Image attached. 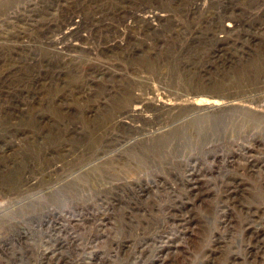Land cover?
<instances>
[{"label":"rangeland","instance_id":"rangeland-1","mask_svg":"<svg viewBox=\"0 0 264 264\" xmlns=\"http://www.w3.org/2000/svg\"><path fill=\"white\" fill-rule=\"evenodd\" d=\"M173 2L145 0L150 11ZM141 4L0 0V91L40 90L16 127L0 126V166L17 162L0 174V264H59L48 261L59 248L71 264H264V24H247L233 60L219 62L223 24L166 12L150 26L132 18ZM106 16L101 37L61 52L72 23ZM218 98L227 110H205ZM36 114L45 123H31ZM33 179V190L6 195ZM66 181L75 202L48 194Z\"/></svg>","mask_w":264,"mask_h":264},{"label":"bare ground","instance_id":"bare-ground-1","mask_svg":"<svg viewBox=\"0 0 264 264\" xmlns=\"http://www.w3.org/2000/svg\"><path fill=\"white\" fill-rule=\"evenodd\" d=\"M84 1V0H83ZM142 1V9L140 11H142L141 13L143 14V17L134 15L132 16V18H134L135 21H147V23H151L149 24L150 26H154V22H161L164 21L163 19L166 18L165 15H163L162 13H174L178 16L181 17H185L188 19H191V21H189V23L191 24H202L203 27L205 26H209V25H216V24H223L221 25L220 29L218 30L219 32H221L222 34H225V39L223 40V44L220 46V48H218L217 52L214 53L213 55V59L214 60H218L219 62H221L222 60V56L223 59L227 60L228 62L233 60L232 56H231V52H232V48H228L231 45H236L239 43V41H242V37L243 39L245 38L243 35L246 34V30L245 27L248 26L247 24H256L255 21H258L259 19L260 24H264V10L261 12V8L264 6V0H174V2L172 4H170L169 6L165 7L164 5H155L156 8L155 11H150V8H152L150 5L145 3V0H141ZM247 3V5L249 6L248 11L244 12L240 6L241 3ZM244 5V4H243ZM103 7V6H102ZM101 7V8H102ZM167 8V10H166ZM82 10H85V8H83ZM104 10V9H103ZM111 12V11H110ZM80 13V12H79ZM109 13V12H108ZM114 13V12H113ZM202 13V14H200ZM87 14V13H86ZM180 14V15H179ZM200 14V15H199ZM222 16V20L220 21L218 19V17ZM200 18H198V17ZM98 17V16H96ZM141 17V18H139ZM95 18V17H94ZM107 16L105 17L104 20L101 19H89V18H85L83 21H78L76 24L72 23L71 25H73V28L70 29L68 31V33L65 34V36H63V38L60 40L59 45L62 47L61 48V52L67 51L70 52L71 49L68 48V45H73L72 43L74 42L73 40H79L82 39L83 42H90L89 38L86 37V33H90V37H92L93 39H96V37L99 38V36L102 33L103 29H108V22L107 24L106 20ZM219 20V21H218ZM101 22V23H100ZM254 22V23H253ZM136 23V22H135ZM167 23V22H165ZM164 24V23H163ZM142 25V24H140ZM253 26V25H252ZM142 27V26H141ZM156 27V26H155ZM263 27V26H262ZM210 28V27H209ZM252 28V27H251ZM150 29V28H149ZM152 29V28H151ZM155 29V28H154ZM158 29V28H157ZM174 29V28H173ZM197 29V28H196ZM143 30V29H142ZM179 30V28H178ZM251 30V29H250ZM155 31V30H154ZM215 31V30H213ZM252 31V30H251ZM139 32V30H138ZM141 32V30H140ZM185 34V33H184ZM190 34V33H189ZM191 35V34H190ZM58 36V35H57ZM101 37V36H100ZM138 37V36H137ZM190 37V36H189ZM208 37V34H205V38ZM58 38V37H57ZM221 38V37H220ZM256 37L252 38V41L255 40ZM246 39V38H245ZM76 40V41H77ZM101 40V39H100ZM99 40V41H100ZM147 40V39H146ZM161 40V39H160ZM55 41V40H54ZM117 41V40H116ZM34 42V41H33ZM70 42V44H69ZM6 43V42H4ZM77 44V43H76ZM88 44V43H87ZM86 44V45H87ZM121 44V43H120ZM65 45L67 46V48L65 47ZM79 45V44H78ZM85 45V44H84ZM110 45V44H109ZM122 45V44H121ZM181 45V44H180ZM198 45V44H197ZM199 46V45H198ZM30 47V46H29ZM56 47V46H55ZM79 47V46H78ZM94 47V46H93ZM107 47V46H106ZM131 47V46H130ZM193 47V46H192ZM249 47V46H248ZM35 48V47H34ZM91 48V47H90ZM246 48V47H245ZM92 49V48H91ZM127 49V48H126ZM248 48L245 49V54L249 53V50H247ZM114 49L111 48L110 51L112 52ZM128 50V49H127ZM126 50V51H127ZM31 51V50H30ZM96 51V50H95ZM193 51V50H192ZM110 52V53H111ZM141 54V53H140ZM202 54V53H200ZM8 55V54H7ZM69 55H71L69 53ZM74 55V54H73ZM79 56V55H78ZM230 56V57H229ZM5 57V56H4ZM243 56H240V58ZM34 59V58H33ZM70 59V58H69ZM72 59V58H71ZM2 60V59H1ZM79 60V59H78ZM224 60V61H225ZM26 61V60H25ZM75 61V59H74ZM22 62V61H21ZM49 62V61H48ZM223 62V61H222ZM52 63V62H51ZM230 63V62H229ZM2 64V63H1ZM24 64V63H23ZM47 64V63H46ZM186 67V66H185ZM37 70V69H36ZM43 72V71H42ZM45 72V71H44ZM54 75V74H53ZM94 76V75H93ZM97 77V76H96ZM8 79V78H7ZM49 80V79H48ZM14 83H9L8 86L12 87ZM42 84V83H41ZM55 84V83H54ZM36 86V85H35ZM136 87H138V84L136 85ZM21 93L19 91L16 92H6V91H0V126H4L3 128H7L6 130H10L13 127H16V124L18 122V119H20V116L23 114V112L25 111V108L28 107L30 105V103H32L35 100V97H38V94L40 93V90L38 92V87H34L32 86L31 89L33 91V96H29L28 95H24V89L20 88ZM8 90V89H7ZM141 90V89H140ZM139 90V91H140ZM10 91V90H9ZM122 95H126L127 92L126 91H121ZM38 93V94H37ZM12 94H14V96H12ZM33 97V98H32ZM32 98V99H31ZM143 99V98H142ZM221 99L218 98L217 101H214L210 104H208L207 108L205 110L207 111H221L222 112L224 110L228 109V105L220 103ZM63 101V100H62ZM20 102H24V103H20ZM145 102L144 100H141V103ZM137 103V104H138ZM63 106V104H59V103H52L51 105V109L59 111L60 107ZM96 106V105H95ZM144 106V105H143ZM170 106V105H169ZM165 104H162L161 106L156 107L155 109H149L148 106H144V107H132L130 108V110H128L127 112H125L122 117L121 120L118 121V123L120 124H124L126 123V121H130L132 123H136L137 120H141V119H149L152 116L148 114V112H152L154 113V115H156L157 113L160 115V113L166 112V110L168 111V107ZM64 110V109H63ZM16 111V112H15ZM20 115V116H19ZM186 115V114H185ZM201 115V114H200ZM95 120H96V115L94 116ZM22 119V118H21ZM170 119V118H169ZM98 120V119H97ZM180 121V120H179ZM23 122V121H22ZM31 123L33 124H38V123H45L44 121L41 120V116L40 114H36L34 116V118H32ZM133 125V124H132ZM9 126V127H7ZM25 130V129H24ZM5 134V133H4ZM43 135V134H42ZM62 135V134H60ZM158 136V135H157ZM29 138V137H28ZM30 139V138H29ZM6 140V139H4ZM1 144H5L0 142V154L4 153V155H7L8 151L6 150V148L4 146H2ZM125 146V145H124ZM40 148V147H39ZM48 152V151H47ZM112 153V152H111ZM39 157V156H38ZM17 162H13V164H9V165H5V166H0V174H2L3 172H10L12 169V167L14 166L15 168L17 167ZM34 163V162H33ZM28 164H32L31 161L27 162ZM58 166V165H57ZM16 170V169H15ZM60 173V172H59ZM25 175V174H23ZM30 177V176H29ZM28 177V178H29ZM32 177V176H31ZM72 179V178H70ZM3 178L2 176H0V181H2ZM34 179L31 181H27V180H22L20 185L18 187H10L8 180H6L5 183V187H10L9 190L6 192V195L11 196L14 193H22V189L25 187V190H33L34 187H36L37 183H34ZM10 182V181H9ZM67 183L61 185V187H52L49 190V196L53 197V198H57V199H63L66 198L67 200L70 199L72 201L75 202V200H78V191L80 192L79 189H75V187H70V181H66ZM201 182V181H200ZM26 184V186L24 185ZM24 185V186H23ZM72 185V184H71ZM197 185V184H196ZM49 186V185H47ZM195 186V185H194ZM51 187V186H50ZM1 189V187H0ZM40 189V188H39ZM55 189V190H53ZM36 190V189H35ZM32 196V195H31ZM42 196V195H41ZM38 197V196H37ZM27 201L29 203H32L33 201H37L35 200L33 197H29L27 199ZM40 201V200H39ZM58 201V200H56ZM61 201V200H60ZM69 201V200H68ZM28 203V204H29ZM9 204V203H8ZM70 204V203H69ZM26 206V205H25ZM52 206V205H51ZM84 206V205H83ZM15 208H19L18 204H16L14 206ZM82 207V206H81ZM5 208V207H4ZM7 208V207H6ZM37 208V207H36ZM41 208V207H40ZM48 208V207H47ZM77 209V208H76ZM9 210V209H8ZM14 210V209H13ZM18 210V209H17ZM4 212H2V210L0 209V221L1 224H3V222H6L5 216H4ZM11 212V211H9ZM32 212V211H31ZM53 212V211H52ZM8 214V213H7ZM33 214V213H32ZM11 215V214H10ZM7 216V215H6ZM87 217V216H86ZM8 218V217H6ZM36 218V217H35ZM88 218V217H87ZM39 219V218H38ZM41 219V218H40ZM43 221H41L42 223ZM51 222V221H50ZM13 226V225H12ZM49 226V225H48ZM47 226V227H48ZM105 226V225H104ZM15 229V228H14ZM56 229V228H55ZM18 230V229H17ZM45 230V229H44ZM20 233L22 234L21 230H19ZM13 232V231H12ZM17 232V231H16ZM17 236V235H16ZM24 236V235H23ZM22 236V237H23ZM49 236V235H48ZM23 240V239H22ZM31 245V244H30ZM50 246V245H49ZM76 246V245H75ZM79 249V248H78ZM52 250V249H51ZM45 252V251H44ZM49 252V251H48ZM79 255V254H77ZM32 257H34L32 255ZM79 257V256H78ZM167 257V256H166ZM46 258L48 260V254H46ZM52 258H54V260H58L59 264H71L68 262V259L66 257H64L63 253L61 252V249H54L53 250V256L51 257L50 260H48L49 262L52 260ZM43 259V258H42ZM76 259V257H75ZM157 259V258H156ZM37 260V258H36ZM40 260V259H39ZM79 260V259H78ZM72 261V260H71ZM46 262V261H45ZM44 262V263H45ZM73 262V261H72ZM88 262V261H87ZM159 264H165V261H159ZM43 263V264H44ZM56 263V261H55ZM81 263V262H80ZM80 263H75V264H80ZM82 264V263H81ZM88 264V263H87Z\"/></svg>","mask_w":264,"mask_h":264}]
</instances>
